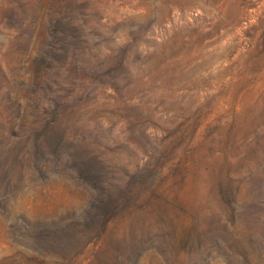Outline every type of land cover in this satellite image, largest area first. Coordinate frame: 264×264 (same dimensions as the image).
<instances>
[{
	"label": "rangeland",
	"instance_id": "1",
	"mask_svg": "<svg viewBox=\"0 0 264 264\" xmlns=\"http://www.w3.org/2000/svg\"><path fill=\"white\" fill-rule=\"evenodd\" d=\"M0 264H264V0H0Z\"/></svg>",
	"mask_w": 264,
	"mask_h": 264
}]
</instances>
